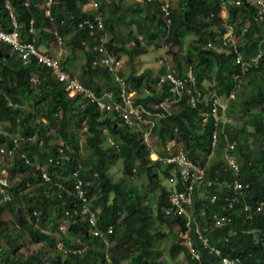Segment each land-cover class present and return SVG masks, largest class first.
<instances>
[{
  "label": "trees",
  "instance_id": "1",
  "mask_svg": "<svg viewBox=\"0 0 264 264\" xmlns=\"http://www.w3.org/2000/svg\"><path fill=\"white\" fill-rule=\"evenodd\" d=\"M88 2L55 0L50 20L43 13L42 0H0V29L12 31L13 16L18 41L31 42L36 48L47 45V54L51 45H57L55 33L60 35L69 50L58 58L59 69L74 76L75 50L80 49L85 59L81 81L96 94L116 88L106 68L92 65L97 57L94 46L101 38L106 39L105 47L116 59L122 54L127 56L131 68L134 58L138 57L136 47L140 46L136 35L143 36L146 42H154L156 47L160 43L166 46L172 52V61L180 76L185 77V67H190L193 82H188V87L193 95L199 93V98L194 105L190 104L191 93L185 90L179 110L166 119L154 118L152 133L164 146L168 141H175L205 171L203 180L193 191L194 217L188 223L192 246L200 253V259L193 263L219 264L220 257L209 253L201 244L196 229L212 221L214 214H227L231 223L205 233L210 244L220 249L221 256L236 258L239 264H264V62L249 69L247 75L261 69L260 79L250 81L249 91L235 106L233 95L239 86L234 76L241 74V65L235 61L233 52L215 46H219L225 31L219 17L225 2L229 22L237 30L246 28L238 39L239 50L245 60L250 59L258 51L262 32L259 7L249 0H183L179 11L172 9L171 23L166 24L161 17L160 0L143 4L135 0L129 3L107 0L84 12L83 6ZM97 13L103 19L101 28H98L99 19L94 17ZM129 16L138 20L135 47L131 48L127 46L129 37L121 31L122 21ZM85 19L89 22L83 23ZM183 32L192 34L193 40L185 51L175 52L173 48L182 45ZM142 78L145 88L136 102L153 110L149 102L168 95L169 88L166 84L157 88L159 75L153 76L147 71L139 75L132 72L124 81L132 89ZM212 91L226 98L225 114L242 122L240 127L225 122L217 128L210 113L209 98L205 100ZM254 109L258 112H252ZM82 124L86 136L85 150L80 153L82 145L76 131ZM214 131H217V141L212 147ZM108 135L114 144L103 146ZM16 136H34L33 140L22 142L20 149L31 156L36 152L38 164L44 166L50 181H41V168L25 164L15 154L8 169L9 177L15 180L8 189L11 199L4 201L0 194V264H161L163 259L155 244L164 234L156 228L158 222L176 225L181 234L187 231V216L164 214L169 204L161 178L175 171L176 189L182 188L175 165L150 159V147L142 143L141 133L125 124L116 113L102 114L82 94L70 97L54 69L32 55L21 59L10 44L0 43V146L13 147ZM59 136L62 145L53 142ZM226 141L239 142L228 151L239 160L237 174L224 158ZM59 149L67 159L59 156ZM159 155L162 157L164 153ZM84 160L88 165L82 169ZM118 162L123 174L114 175L111 169ZM73 173H77L86 197L92 202L94 225L85 218L80 200L69 192L75 182ZM134 177L144 179L146 187L159 190L155 210L145 198V186L129 180ZM234 180L246 184L247 191L234 192L230 188ZM234 194L238 202L229 208L224 199ZM210 196H214L213 202ZM245 205L250 207L249 211L244 210ZM63 225L67 226L66 230ZM95 230L100 232L98 236H94ZM25 237L31 243L41 244V248H28ZM176 238L168 249L169 258L175 260L183 253L190 261L188 247ZM23 247L27 254L19 253ZM123 256L127 261H121Z\"/></svg>",
  "mask_w": 264,
  "mask_h": 264
},
{
  "label": "built area",
  "instance_id": "2",
  "mask_svg": "<svg viewBox=\"0 0 264 264\" xmlns=\"http://www.w3.org/2000/svg\"><path fill=\"white\" fill-rule=\"evenodd\" d=\"M138 3L150 2L152 0H135ZM250 4L256 5L259 7L258 20L262 24V32L258 44V51L250 57V59L245 60L243 53L239 50L238 36H241L246 31V28L237 31L235 26L231 24L228 20L229 12L227 5H223L219 11V17L223 21L224 25V33L220 36V44L221 47L225 48L229 52H233L235 56V61L241 65V74L234 76V80L236 82H240L243 76H245L249 69L252 66H258L260 63L264 62V0H249ZM43 10L44 14L52 20V5L54 4V0H43ZM97 6V4H94ZM170 9L171 4L170 0H160V10L162 13V18L167 22H171L170 17ZM100 18V16H96ZM88 23V19L85 20ZM12 23L14 26V30L11 32H6L0 30V42L9 43L12 45L13 50L17 53L18 57L21 59H26L30 55L37 57L39 61L44 63L46 66L51 67L55 70V73L58 76V79L63 82L65 91L69 96H73L75 94H82L86 99H89L96 103L98 108L102 111H113L118 114V116L126 123L128 126L137 129L142 135V143L148 145L150 142L151 129L153 127V122L147 117L149 115H158L159 117H165L169 115V104L170 102H179L182 97V93L184 90H187L190 93V89H188V82L192 81V76L189 73V80L182 79L180 76L176 75L171 68L166 69V72L160 76L157 84L158 86H162L163 84H167L169 86V91L171 92L172 98H165L160 103L155 104V109H160L159 113H148L144 110L142 105L134 103L133 97L135 96L134 90H128L127 84L123 81L121 77L117 74L114 75V81L119 84L118 86V98L115 99L114 93L105 92L99 96L95 95L90 89L86 88L84 84L80 81L77 76H70L67 72L59 69L58 62L40 52L31 42H19L18 34H17V23L12 16ZM98 26H102L101 21H98ZM59 38V37H58ZM60 40V39H59ZM97 52L99 54V58L97 57L93 62L96 65L98 62L103 63L108 66L110 71L116 70V63H114V59L107 53V50L103 44H99L96 46ZM163 63V64H162ZM160 64L168 66L167 61L160 60ZM231 94V93H230ZM231 96V95H230ZM199 98V96H198ZM194 96H191L189 99V103L194 105L196 99ZM172 100V101H171ZM210 113L214 118L216 124L219 122V117L221 112L225 108V104H222L221 100L215 95L212 94L210 96ZM34 136H30L27 138L16 136L14 139V146L11 148H7L5 146H0V194L2 199L9 200L11 199L10 192L8 191L10 187V180L8 177V170L5 167V164L8 160L12 159L15 153H18V150L21 148L22 142L33 140ZM217 141V131L212 133L211 137V145L215 146ZM233 145L230 146L232 148ZM18 148V149H16ZM173 148V147H172ZM20 151V150H19ZM169 153L166 157L160 158L164 163H170L175 165V169L179 174V183L182 185L180 190L173 188L167 194L168 206L164 208V214L173 216V215H184L187 216L190 221V216L188 213L190 212L189 207L192 204L193 191L195 187L200 183V181L204 177V168L197 163H195L192 158H190L185 151H180L176 149H168ZM22 158H24V154H20ZM210 156V155H209ZM227 161L229 162L230 169L237 174L239 166L236 158L231 155H226ZM51 160H54L51 158ZM42 181L49 182L50 177L48 173L42 168ZM75 182L72 186V189L69 192H73V194L80 200L82 203L81 208L83 213L85 214L88 221L94 225L95 223V212L91 210L90 200L86 197L85 190L83 189V184L80 179L77 178V173H73ZM210 186V182L207 183ZM228 186V185H227ZM234 192H242L247 185H243L240 181L234 180L230 185ZM229 187V186H228ZM210 201L213 202L215 200L214 196L209 197ZM229 208H232L238 202L237 194H234L232 197H226L224 199ZM244 210L249 211L250 207L248 205L244 206ZM258 210H261V207H258ZM191 214V213H190ZM248 218H251V215H247ZM231 217L227 214L218 215L214 214L212 221L207 223L202 229H196L198 238L203 243L205 247L208 248L209 252L220 257V264H239V260L236 258H229L221 256V251L216 246L208 243L207 237L203 234L204 231H209L214 228H223L226 227L229 223H231ZM189 221L187 223H189ZM110 229V228H109ZM95 236L100 234L99 231L95 230ZM187 247L189 248L191 254V260L186 264H193L191 261L198 260L199 254L192 248L191 241L187 238L186 242ZM0 258H1V250H0Z\"/></svg>",
  "mask_w": 264,
  "mask_h": 264
},
{
  "label": "rangeland",
  "instance_id": "3",
  "mask_svg": "<svg viewBox=\"0 0 264 264\" xmlns=\"http://www.w3.org/2000/svg\"><path fill=\"white\" fill-rule=\"evenodd\" d=\"M171 1H172L173 9L179 11L181 9V7H182V1L183 0H171ZM92 2L94 4H97V7H99L100 4H104L105 2H107V0H92ZM126 2L129 3L130 0H126ZM223 5H225V2H224ZM93 6H94L93 4L86 5V10H88L89 8H93ZM137 22H138V20H137L136 17L129 16L128 19L123 20L122 23H121V28H122L121 31H123L122 33L129 37V41H128V44H127V46L129 48L134 46L135 25L137 24ZM237 31H239V30H237ZM136 39L139 41L140 46L138 48L136 47V50L138 52V57L134 58V67L131 68V64L127 61V56H125L124 54H122L121 56H118V58H117L119 60V63H120V64H118L119 74H121L123 77H126V76L130 75L132 72L135 75H139V74H141L142 72H145V71H147L148 73H150L153 76H158V75L161 76V75H163L166 72V69L171 68L172 66H176L174 61L173 62L171 61V59L173 60L172 52L166 46L161 45V43H160V44H158L159 46L156 47V46H154V42L152 43V42L144 41L143 40V36H141V35H136ZM238 39H239V36H238ZM192 40H193V35L192 34H189L187 32H183L182 45L180 47L173 48V50L175 52H183V51H185L187 49L188 44ZM104 41L106 42V39H104ZM60 46H63V51L69 50L67 48V45L65 44V40L63 38V42L62 43H58V45H56V46L55 45H51L50 46L51 49H50V53L49 54L50 55L55 54L54 52H57V49H59ZM215 46H216V48L219 47L217 44ZM40 47H42V50H44V51H46L47 47L49 48V46L44 45V44L42 46H40ZM219 49H221V48L219 47ZM77 52L79 54V58L83 59V57H84L83 53L81 51H79V50ZM160 60H163L164 62L167 61L168 62L167 65L168 66H162L163 63L160 64ZM171 69L174 70V67H172ZM260 71H261V69H258V71H256L255 73L253 72V73L248 74L242 80V82H240L238 84L239 87L236 89V92H234V95H233L235 97L234 102H233V104L235 106L237 105L238 100L243 95L247 94V92L249 91L248 85L249 86L252 85L250 83V81L253 80V78L254 79H258V80L260 79V74H261ZM74 74L80 80L82 79L83 71L81 70V64L78 61H77V63L75 62ZM144 83L145 82H144L143 78L139 79L138 80V85H136V86H134L132 88V90H134L136 92V96L133 97V100L143 93V90L145 88V84ZM207 83L208 82H206L205 84H207ZM103 85L106 86L105 83H103ZM210 85H211V83H210ZM156 86H157V88H159L157 83H156ZM212 94H213V91L208 95V97L205 100H207ZM232 94H233V92H231V95ZM195 96H196V94L194 93V97ZM219 97L221 99L222 104L227 101L225 97H223V96H219ZM163 100H164V96H162V98L160 99V102L163 101ZM182 101L183 100H181V101H179L177 103L170 102L169 107H168L169 111H177V110H179L180 104H181ZM149 106L151 108H154L155 107L154 102L150 101L149 102ZM235 106H233V109H235ZM149 112H151V111H149ZM252 112L257 113L258 109H254V110H252ZM204 115H207V114L204 113ZM233 115H236L234 113V111H233ZM242 117L245 120V117H247V115L244 114V115H242ZM152 119L154 121V117ZM218 120H219V122L216 125L217 128L222 127V124H224L225 122L231 123L232 126H234L235 128L240 127L241 124H242V122H239V121L235 120L234 117L230 118V116H227V114H225V111L221 112L220 117H219ZM249 129L252 130V127L249 126ZM76 135L79 138L80 144L82 145L81 148H80V153H81V152H83L85 150L84 144H85V136H86V131H85V128H83V124L81 125L80 129H77ZM250 139H248V140H250ZM53 142H54V144L62 145L61 144L62 143V137L61 136L55 137L53 139ZM112 142H114L113 139H112ZM108 143H110L109 140H104V142H102V145L106 146V144H108ZM226 143L227 144H226V148H225L226 151H225V154H224V158H225L226 162L229 165V162L227 161V156H226L228 154V151L230 150L229 146H231V145L234 146V145L238 144L239 142L238 141H226ZM247 143L249 144V147L252 149L253 148L252 143L250 141H248ZM149 144L152 147V150L154 152H156L158 155H159V153L160 154L164 153V156H162V157H166L168 155V153H169L168 149H170V148L171 149H175L176 148V150L185 151L183 148L178 147L176 142L173 141V140L168 141L167 144L164 146L160 142L159 138H157L153 133H151L150 143ZM152 157H153V155H152ZM152 157H150V159L155 160ZM235 158H236V160L238 162V165H239V160L237 159V157H235ZM87 165H88V161L84 160L81 163V168L83 169ZM111 172L114 175L123 174L121 163L118 162L117 166H115L114 168L111 169ZM129 180H131V181L133 180L132 184H136L137 186H141V185L145 184V180L140 178V177H134L133 179H129ZM14 181L15 180H11V182H14ZM161 183H162L163 187L167 191L172 189V188H174L175 184H176L175 171H172L170 173V176H163L161 178ZM143 191L146 192V197L145 198L148 200V202L150 203L152 208L155 210L156 196H157L159 190H157L153 186H147V187L145 186ZM22 205H23V203H21V206ZM49 209L51 210V207H49ZM188 216H190L191 219L194 217L193 213L190 214V212L188 213ZM190 227L191 226L189 225L188 228H187V231H185V232H183L181 234L178 231L176 225L166 226V225L158 222V225L156 226V228L159 229V231L164 234V237L158 242V244L157 243L155 244V246L159 250L158 252H159L160 256L164 260V261L161 260L163 262L161 264H183L186 261V256L183 253H181L175 260L170 259L169 256H168V249H169V247L171 245V242L175 239L176 236H177L176 239L178 240V242L180 244L186 246L187 238L190 237V235L192 236V234H190V231H191ZM190 239H191V237H190ZM191 241H192V239H191ZM24 242L26 243V245H29L28 248H30V249H35L36 250V249L41 248V244L31 243L28 240L27 237H25ZM100 250H101V252L104 253V249H100ZM19 253L27 254L26 253V248L23 247L22 249H20ZM124 256H126V255H124ZM123 257H122L121 261H123V262L127 261L126 257H124V258Z\"/></svg>",
  "mask_w": 264,
  "mask_h": 264
},
{
  "label": "clouds",
  "instance_id": "4",
  "mask_svg": "<svg viewBox=\"0 0 264 264\" xmlns=\"http://www.w3.org/2000/svg\"><path fill=\"white\" fill-rule=\"evenodd\" d=\"M42 4H43V0H42ZM54 4H55V0H54ZM88 4H93L94 5V3L92 2V0H89V2L87 3V4H85L84 6H83V11L85 12L86 11V5H88ZM140 4H143V3H140ZM170 4H171V9H170V15H171V11H172V9H173V5H172V1L170 0ZM232 4H233V2H232ZM44 5V4H43ZM93 7H97V6H93ZM44 8V7H43ZM89 9H91V8H89ZM161 11V10H160ZM43 13H44V10H43ZM45 15V14H44ZM96 16H100V18H98L100 21H101V23H102V25H103V22H102V16H101V14L100 13H97L94 17L95 18H97ZM47 17V16H46ZM161 17H162V13H161ZM49 18V17H48ZM163 19V18H162ZM86 20V19H85ZM85 20H83V23H86L85 22ZM164 20V19H163ZM228 20H229V16H228ZM164 22L166 23V24H170V23H167L165 20H164ZM102 27V26H101ZM100 26H98V28H101ZM0 30H3V29H0ZM13 30H14V26H13ZM12 30V31H13ZM17 30V29H16ZM3 31H6V30H3ZM6 32H11V31H6ZM55 36H56V43H57V45H58V43H62V37L60 36V35H57L56 33H55ZM241 36H243V35H241ZM59 37V38H58ZM60 39V40H59ZM0 43H5V42H0ZM105 41H104V39L103 38H101V42L99 43V44H103V46H105ZM239 43V42H238ZM9 44V43H8ZM99 44H97V45H95L94 46V50H95V52L97 53V57L99 58V54H98V52H97V49H96V46H98ZM11 45V44H10ZM116 45V44H115ZM12 46V45H11ZM219 46H221V44H220V40H219ZM106 48V47H105ZM37 49L40 51V52H42V53H44L45 55H47V56H49V57H51V58H53V59H55L57 62H58V65H59V61H58V58L61 56V55H63V54H65L66 53V51H63V46H60L59 47V49H57V52H54L55 54H52V55H50L49 53L47 54L46 52H44V51H42L41 50V47H37ZM221 49H224V50H226L225 48H223V47H221ZM81 51L80 49H76L75 50V52H77V51ZM107 50V49H106ZM227 52H229L228 50H226ZM82 52V51H81ZM83 53V52H82ZM107 53L114 59V63H116V70L115 71H110L109 69H108V66H106V65H104L103 63H100V62H98L96 65H94L93 64V62L95 61V59L97 58H95L94 60H93V62H92V65H93V67H95V66H101V67H103V68H106L107 69V71L111 74V76H112V81H113V84L115 85V89H113V88H111L110 87V89H107V90H103L102 92H100L99 94H96V93H94L93 91V93L95 94V95H97V96H99V95H101V94H103V93H105V92H112V93H114V96H115V99L117 100V98H118V86H119V84H117L115 81H114V75L115 74H117L119 77H121L120 76V74H119V69H118V64H120L119 63V60L118 59H116L113 55H111L109 52H108V50H107ZM77 54V53H76ZM83 56H84V54H83ZM35 57V56H34ZM37 58V57H36ZM84 58V57H83ZM84 61H85V59H84ZM171 61H172V59H171ZM173 62V61H172ZM83 64H84V62H83ZM83 64H81V66L83 65ZM162 66H165V65H162ZM172 67H174V72H175V74L176 75H178V76H180L179 74H178V72H177V69H176V67L175 66H172ZM171 67V68H172ZM172 70V69H171ZM185 70H187V74H186V76L185 77H182V76H180L182 79H185V80H189V77H188V74L190 73L191 74V76H192V73H191V70H190V67H185ZM64 71V70H63ZM66 72V71H65ZM177 72V73H176ZM70 76H73L71 73H69V72H67ZM56 76H57V74H56ZM74 76H76V75H74ZM162 76V75H161ZM247 76V74L245 75V76H243L242 77V79L240 80V82H242V80L245 78ZM57 78H58V76H57ZM122 79H123V81H124V77H121ZM159 78H160V76H159ZM159 78H158V80H159ZM81 81V80H80ZM82 82V81H81ZM125 82V81H124ZM158 82V81H157ZM190 82H193V76H192V81H190ZM240 82H238V84L240 83ZM63 83V82H62ZM126 83V82H125ZM158 85V84H157ZM167 85V84H166ZM163 86V85H162ZM162 86H158L159 88H161ZM168 86V85H167ZM63 87H64V85H63ZM127 88H128V90H132V89H130L129 87H128V85H127ZM168 88H169V86H168ZM188 89H189V87H188ZM64 90H65V88H64ZM185 91V90H184ZM184 91H183V93H184ZM168 92H169V94L168 95H166V96H164V99L165 98H172L171 97V92L169 91V89H168ZM67 93V92H66ZM182 93V94H183ZM187 93L188 94H190L191 93V90H190V93L187 91ZM78 94V93H77ZM77 94H75V95H73V96H70V97H74V96H76ZM213 94H215V93H213ZM216 95V94H215ZM135 96H136V92H135ZM191 96H194L193 95V93H191ZM198 96H199V93H197V95L194 97V98H198ZM217 96V95H216ZM232 96V95H231ZM183 97V96H182ZM182 97H181V100H182ZM219 99H220V97L219 96H217ZM83 98H85L84 96H83ZM161 99V98H160ZM160 99L159 100H157L156 102H154V104H157V103H160ZM85 100L87 101H91V100H89V99H86L85 98ZM180 100V101H181ZM209 100H210V97H209ZM221 100V99H220ZM92 103H94L95 105H96V103L95 102H93V101H91ZM134 103H136V104H140V105H142L141 103H137L136 102V98L134 99ZM177 103V102H176ZM223 104H225V108H224V110H223V112L225 111V109H226V106H227V101L225 102V103H223ZM97 106V105H96ZM142 107H143V105H142ZM97 108H98V106H97ZM144 108V107H143ZM99 109V111L102 113V114H104V113H106V112H104V111H102L100 108H98ZM144 110L146 111V112H148V113H151V114H154V113H159L161 110L160 109H155V107L153 108V110H148V109H145L144 108ZM149 111H151V112H149ZM107 112H111V113H115V112H113V111H107ZM220 112H222V111H220ZM172 113H173V111H169V115H167V116H165V117H159L158 115H149V116H147L152 122H153V126L155 125V119H154V121H153V117L154 118H168L170 115H172ZM117 114V113H116ZM118 115V114H117ZM119 117V116H118ZM122 120V119H121ZM123 121V120H122ZM45 123H46V121H44ZM124 122V121H123ZM126 124V123H125ZM153 128V127H152ZM106 132H107V130H104V133L106 134ZM151 133H152V129H151ZM112 139L113 138H111L109 135H108V137L106 136L105 137V140H109V142L110 143H108V144H114V142H112ZM114 140V139H113ZM150 143V142H149ZM32 144H35V142L33 141V143ZM145 145V144H144ZM145 146H147V147H150V155H151V153H153L154 151L152 150V147L150 146V144H148V145H145ZM174 147V146H173ZM234 147V146H233ZM229 148H230V146H229ZM176 149V148H175ZM231 149V148H230ZM20 150V151H19ZM18 150V153H15V154H18L19 156H20V158L23 160V162L25 163V164H31V165H37L38 167H40L41 168V170H43L42 168H44V166H40L39 164H38V162H39V160H38V158H36L35 156H37V154H36V152H34L33 154H32V156L31 155H29L28 154V152L27 151H25L24 149H19ZM21 153H23L24 154V158H22L21 157ZM59 156L60 157H63L64 159H67L68 158V156L67 155H65V154H63L62 153V149H59ZM155 154H156V158H155V160L156 159H159V160H161L160 158H162V157H160V155H158L156 152H154ZM63 154V155H62ZM227 155H229V154H227ZM15 156V155H14ZM231 156H234V155H231ZM158 157V158H157ZM235 157V156H234ZM51 158L52 157H50L49 159L51 160ZM13 159H14V157L12 158V159H10V160H8L7 161V163L5 164V167H7V170L10 168V166L12 165V161H13ZM31 159H33V160H31ZM31 160V161H30ZM162 161V160H161ZM163 162V161H162ZM204 173H205V171H204ZM8 177H9V171H8ZM204 178V177H203ZM9 180H10V183H13V182H11V178L9 177ZM203 180V179H202ZM201 180V181H202ZM42 181V180H41ZM175 181H176V184L178 183V180L177 179H175ZM201 181H200V183H201ZM199 183V184H200ZM198 184V185H199ZM197 185V186H198ZM244 186L246 185V184H243ZM196 186V187H197ZM174 188H176V186L174 187ZM247 188H248V186L246 187V188H244L243 190H242V192H244V191H247ZM173 189V188H172ZM172 189H170V190H172ZM170 190H168L167 191V194H168V192L170 191ZM192 200H193V198H192ZM90 203H91V205H92V202H91V200H90ZM191 207H192V204H191V206L189 207V210H190V213L192 214V212H191ZM92 210V209H91ZM263 213H264V211H262ZM85 218H86V216H85ZM87 219V218H86ZM88 220V219H87ZM190 222V221H189ZM91 224V223H90ZM187 226H188V223H187ZM66 225H63L62 226V228H63V230H66ZM61 228V229H62ZM188 228V227H187ZM203 228V227H202ZM202 228H198L199 230L200 229H202ZM207 231H204L203 232V234L207 237V239H208V243L210 244V242H209V238H208V236L205 234ZM94 234V233H93ZM196 235H197V237H198V234L196 233ZM95 236V235H94ZM65 237L66 238H68V236H66L65 235ZM189 239H190V237H188ZM199 239V238H198ZM71 240H73V239H71ZM200 240V239H199ZM190 241H191V239H190ZM201 242V241H200ZM201 244L203 245V243L201 242ZM191 245H192V241H191ZM212 245V244H211ZM187 246V245H186ZM204 246V245H203ZM58 247L60 248L61 247V244L60 243H58ZM205 247V246H204ZM192 248H193V246H192ZM205 248H207V247H205ZM218 248V247H217ZM189 249V248H188ZM208 249V248H207ZM219 249V248H218ZM67 250H71V248H69V249H67ZM195 250V249H194ZM78 251H80V250H78ZM198 254H199V257H200V253L197 251V250H195ZM209 251V250H208ZM189 253H190V251H189ZM210 253V252H209ZM212 254V253H211ZM214 255V254H213ZM225 257V256H224ZM230 258V257H229ZM190 259H191V254H190ZM200 259V258H199ZM188 261L186 260L183 264H186ZM194 261H192V263H193ZM194 264V263H193ZM219 264H220V260H219Z\"/></svg>",
  "mask_w": 264,
  "mask_h": 264
},
{
  "label": "crops",
  "instance_id": "5",
  "mask_svg": "<svg viewBox=\"0 0 264 264\" xmlns=\"http://www.w3.org/2000/svg\"><path fill=\"white\" fill-rule=\"evenodd\" d=\"M220 48H221V46H219ZM41 50H42V47H41ZM42 51H44V50H42ZM44 52H47V51H44ZM77 54H76V58H75V61H74V65L73 66H75V62L77 63V61L80 63V64H83V62H84V58L82 59V58H79V54H78V52H76ZM152 155H153V157H152ZM150 157H152L153 159H155L156 158V154L155 153H152L151 154V156Z\"/></svg>",
  "mask_w": 264,
  "mask_h": 264
},
{
  "label": "bare ground",
  "instance_id": "6",
  "mask_svg": "<svg viewBox=\"0 0 264 264\" xmlns=\"http://www.w3.org/2000/svg\"><path fill=\"white\" fill-rule=\"evenodd\" d=\"M152 154V153H151Z\"/></svg>",
  "mask_w": 264,
  "mask_h": 264
}]
</instances>
